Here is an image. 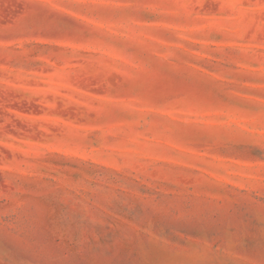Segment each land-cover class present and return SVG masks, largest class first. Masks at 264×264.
I'll return each mask as SVG.
<instances>
[{"label":"rangeland","instance_id":"rangeland-1","mask_svg":"<svg viewBox=\"0 0 264 264\" xmlns=\"http://www.w3.org/2000/svg\"><path fill=\"white\" fill-rule=\"evenodd\" d=\"M0 264H264V0H0Z\"/></svg>","mask_w":264,"mask_h":264}]
</instances>
